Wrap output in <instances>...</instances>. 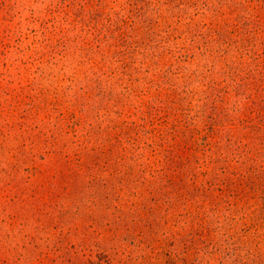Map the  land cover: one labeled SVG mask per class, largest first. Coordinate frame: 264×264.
Returning a JSON list of instances; mask_svg holds the SVG:
<instances>
[{"label":"rangeland","instance_id":"rangeland-1","mask_svg":"<svg viewBox=\"0 0 264 264\" xmlns=\"http://www.w3.org/2000/svg\"><path fill=\"white\" fill-rule=\"evenodd\" d=\"M0 264H264V0H0Z\"/></svg>","mask_w":264,"mask_h":264}]
</instances>
